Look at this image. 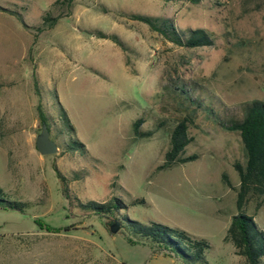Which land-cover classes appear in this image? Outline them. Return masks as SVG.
<instances>
[{"label": "rangeland", "instance_id": "obj_1", "mask_svg": "<svg viewBox=\"0 0 264 264\" xmlns=\"http://www.w3.org/2000/svg\"><path fill=\"white\" fill-rule=\"evenodd\" d=\"M53 1L0 0L13 12L0 10V87L14 83L0 94V187L9 199L29 203L22 212L0 210V264H184L128 242L124 226L111 233L119 213L98 217L70 202L55 168L81 202L118 198L125 204L119 212L131 219L207 240L208 264H241L224 241L237 209L222 173L237 186L232 164L244 157L238 134L215 120L228 124L242 117L245 103L264 101V0H75L70 15L38 30ZM130 12L204 28L213 43L177 46L129 19ZM98 32L115 34L122 45ZM34 79L52 117L60 119L58 102L64 108L86 155L37 151ZM172 86L201 104L186 146L198 157L158 170L168 129L185 112ZM139 117L142 130L164 124L151 137H134ZM50 138L57 144L53 132ZM73 172L82 177L72 179ZM246 213L264 232V205ZM36 219L56 229L41 230Z\"/></svg>", "mask_w": 264, "mask_h": 264}, {"label": "trees", "instance_id": "obj_2", "mask_svg": "<svg viewBox=\"0 0 264 264\" xmlns=\"http://www.w3.org/2000/svg\"><path fill=\"white\" fill-rule=\"evenodd\" d=\"M163 1H185L197 4L201 0ZM74 2L75 0H54L51 3V8L42 15V22L38 30L52 28L59 18L70 15ZM0 10L13 13L1 6ZM127 16L133 21L145 24L149 30L156 32L162 38L180 47L195 48L213 43L211 35L204 28L180 29L171 17L135 12H130ZM19 17L21 16L19 15ZM96 35L101 38H109L118 45H122L115 34L98 32ZM172 87L173 91L174 89L178 90L177 95L181 101H178V103L185 109V112L168 129V148L164 153L163 162L156 168L158 170L172 168L198 157L196 153H186V146L194 141L189 129L192 125H195V111L201 108V104L195 102V100L190 102L188 95H186V98L183 97L185 90L182 86ZM34 92L38 96L36 104L37 119L40 124H46L49 133L53 132L57 146L62 149L61 152L80 150L82 154L86 155L88 151L82 142L74 138V127L61 104L58 102L60 111V119L58 120L52 117L45 108L41 100L37 79H34ZM185 101L188 104H182ZM192 104L195 106H191ZM206 108L209 109L205 104L201 110H204L207 116ZM215 122L226 130L238 134L244 157L242 161L235 160L232 164L238 176L237 186H233L227 175L222 173L223 183L235 191V206L237 209V212L231 216L224 241L230 242L234 247L235 254L243 258L241 264H264V232L255 222L254 216L246 213V209L250 205L253 206L255 211L264 205V101L252 100L245 103L243 105V115L240 119L225 124L217 118ZM141 123H143L142 117L132 122L134 137H151L164 124L160 120L153 128L142 130ZM55 170L62 184V194L70 202L75 199L79 208L98 217L106 218L109 215L119 213V218L114 220H118L121 227L124 226L129 231L132 237H127L128 242L148 245L153 252L178 258L184 264H208L205 252L210 245L204 238L195 237L177 227H169L157 222L142 223L131 219L127 214L119 212L120 209L125 208V204L118 198H111L106 202L93 200L81 202L79 198L72 196L67 178L56 168ZM80 177H82L80 173L73 172L72 179ZM139 201L144 202V200ZM28 204V202L9 199L0 187V210L22 212ZM36 221L41 230L51 231L56 229L50 225L40 223L38 219Z\"/></svg>", "mask_w": 264, "mask_h": 264}, {"label": "water", "instance_id": "obj_3", "mask_svg": "<svg viewBox=\"0 0 264 264\" xmlns=\"http://www.w3.org/2000/svg\"><path fill=\"white\" fill-rule=\"evenodd\" d=\"M35 146L37 151L41 155H50L54 154L58 150L57 144L50 138V133L46 124H42L41 133L36 137ZM120 229V222L114 220L109 226V231L115 233Z\"/></svg>", "mask_w": 264, "mask_h": 264}, {"label": "crops", "instance_id": "obj_4", "mask_svg": "<svg viewBox=\"0 0 264 264\" xmlns=\"http://www.w3.org/2000/svg\"><path fill=\"white\" fill-rule=\"evenodd\" d=\"M9 83H12V84H14V83H13V81H11V80H10V81H8V83H6L5 85H3V86H1V87H0V94H1V91H2V89H1V88H2V87H3V88H8V87H9V85H7V84H9Z\"/></svg>", "mask_w": 264, "mask_h": 264}]
</instances>
